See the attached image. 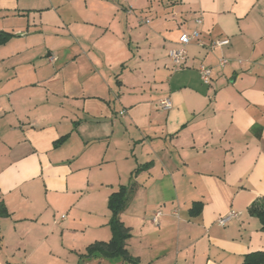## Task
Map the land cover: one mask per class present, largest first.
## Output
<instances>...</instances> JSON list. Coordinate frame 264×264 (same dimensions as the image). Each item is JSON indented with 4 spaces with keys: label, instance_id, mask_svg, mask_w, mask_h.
Instances as JSON below:
<instances>
[{
    "label": "crops",
    "instance_id": "crops-1",
    "mask_svg": "<svg viewBox=\"0 0 264 264\" xmlns=\"http://www.w3.org/2000/svg\"><path fill=\"white\" fill-rule=\"evenodd\" d=\"M0 33V264H132L83 256L123 185L142 264L264 253V0H0Z\"/></svg>",
    "mask_w": 264,
    "mask_h": 264
},
{
    "label": "trees",
    "instance_id": "trees-1",
    "mask_svg": "<svg viewBox=\"0 0 264 264\" xmlns=\"http://www.w3.org/2000/svg\"><path fill=\"white\" fill-rule=\"evenodd\" d=\"M10 37L11 34L0 33V43L5 42ZM128 194V187L123 185L118 191L110 195L108 205L112 215L109 223L113 231V236L109 241H98L89 245L87 253L83 256L90 257L94 253H99L108 257H121L130 261L132 264H142L136 257L130 254L127 248V241L131 236V232L130 228L125 225L120 216L127 204ZM251 210L260 216L264 228V202L263 204H253ZM263 261L264 253L256 252L249 254L243 264H260Z\"/></svg>",
    "mask_w": 264,
    "mask_h": 264
},
{
    "label": "built area",
    "instance_id": "built-area-1",
    "mask_svg": "<svg viewBox=\"0 0 264 264\" xmlns=\"http://www.w3.org/2000/svg\"><path fill=\"white\" fill-rule=\"evenodd\" d=\"M198 24H201L203 22L202 18H198L197 20ZM145 22H150L149 19H145ZM193 42L198 43L200 46L205 47V43L202 39V31L197 27L193 29L192 31L183 32L179 38V46L177 48H173L169 51V57L175 67H184L186 64V61L188 59V46L192 44ZM229 38L224 39H216L213 40L209 44L210 49H214L218 46H224L230 44ZM228 63V59L226 57H221L219 64L221 67H224ZM200 74L204 82L210 83L211 77H212V68L207 65H201L200 66ZM159 108L168 110L173 107V102L170 97H165L161 99L158 103ZM161 214V211H158L156 216L154 217V220L157 222L158 216ZM240 215V212L232 210L228 212L225 215H222L218 217L217 222L225 226L227 225L231 220L234 218H237ZM62 218H65V215L62 216Z\"/></svg>",
    "mask_w": 264,
    "mask_h": 264
}]
</instances>
